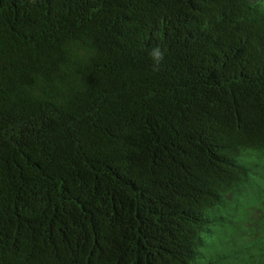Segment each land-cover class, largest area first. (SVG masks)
<instances>
[{
	"label": "trees",
	"instance_id": "1",
	"mask_svg": "<svg viewBox=\"0 0 264 264\" xmlns=\"http://www.w3.org/2000/svg\"><path fill=\"white\" fill-rule=\"evenodd\" d=\"M0 264H264V0H0Z\"/></svg>",
	"mask_w": 264,
	"mask_h": 264
},
{
	"label": "clouds",
	"instance_id": "2",
	"mask_svg": "<svg viewBox=\"0 0 264 264\" xmlns=\"http://www.w3.org/2000/svg\"><path fill=\"white\" fill-rule=\"evenodd\" d=\"M153 57L158 61L162 57V53L159 50H155L153 53Z\"/></svg>",
	"mask_w": 264,
	"mask_h": 264
}]
</instances>
